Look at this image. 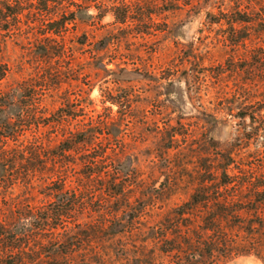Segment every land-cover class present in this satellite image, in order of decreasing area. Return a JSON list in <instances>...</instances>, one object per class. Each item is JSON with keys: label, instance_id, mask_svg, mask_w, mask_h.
Here are the masks:
<instances>
[{"label": "rangeland", "instance_id": "1", "mask_svg": "<svg viewBox=\"0 0 264 264\" xmlns=\"http://www.w3.org/2000/svg\"><path fill=\"white\" fill-rule=\"evenodd\" d=\"M137 5L145 17L125 24L111 13H81L60 58L44 55L46 42L35 39L26 21L21 37L0 43V64L12 66L3 85L48 84L49 110L71 114L56 131L43 128L50 148L67 139L68 128H88L83 123L92 121V130L102 132L65 159L67 187L84 202L72 216L71 233L59 228L56 245L31 226L28 264H70V250L74 264H175L163 238L171 237L176 211L187 208L211 218L199 222L210 234L219 230L208 246L214 257L201 264H264V223L255 216L258 210L264 220V205L248 191L235 203V175L246 179L245 172L264 166V0ZM102 150L109 158L94 167L89 156ZM105 167L108 176H90ZM193 194L198 203L192 205ZM54 200L40 187L0 186L8 222L15 220L14 203ZM24 216L28 221L19 218L18 226L33 221Z\"/></svg>", "mask_w": 264, "mask_h": 264}, {"label": "trees", "instance_id": "2", "mask_svg": "<svg viewBox=\"0 0 264 264\" xmlns=\"http://www.w3.org/2000/svg\"><path fill=\"white\" fill-rule=\"evenodd\" d=\"M118 1V5L110 6L106 0H0V43L7 38L21 37L25 33L24 30L29 28L33 30L36 40L46 42L44 55L60 58L66 52V35L71 30L70 24L76 23L78 16L83 12L91 18H103L111 13L115 22L121 24L130 19L141 20L145 17L142 8L137 5L142 0ZM93 7L98 10L97 14L90 13ZM25 21L27 28L24 29L22 25ZM79 43L85 44L86 41ZM10 73L12 66L9 63H1L0 186L7 190L22 184L28 191L40 187L55 199L41 206H34L30 201L22 205L19 202L14 203L12 212L15 214V220L11 222L1 216L4 212L0 210L1 264H28L25 254L31 249V226L34 231L40 230L49 234V240L56 245L60 241L59 228L71 233L72 226L69 224L73 223L72 216L84 202L76 197L75 190L67 187L70 165L65 163V159L75 146L92 144L94 140L96 142L102 132L92 130V121L83 123L88 128H68L63 134L67 135V139L54 145L55 148H50L49 146H53L52 139L45 136L43 128L52 125L53 130L48 131L54 132L64 122H68L71 114L63 107L55 111L49 110L45 104L46 97L51 92L48 84L22 79L3 85ZM106 123L107 121H101V124ZM96 152L88 159L94 167L109 158L106 151ZM107 169L105 167L91 172L90 176H108L111 172ZM245 174L248 177L246 179L235 175V203L241 202L248 191L255 197L253 199L258 205H264V166L260 171L252 169ZM70 191H73V198H66ZM195 199L196 194H193V200L187 203H198ZM189 209L192 208L176 211L171 237L165 235L163 238V243L169 244L165 251L177 258L175 264H201L206 257L212 259L214 249H209L208 246L220 237L219 230H213L210 234L211 228L207 224H199L202 220L210 223L211 218H202L200 214H194ZM256 211L255 216L264 223L262 214ZM25 212L26 215L30 213L33 216V221L31 225L25 223L18 226L19 218H27L24 216ZM213 221L218 219L213 218ZM65 257L70 264H74V251L65 252Z\"/></svg>", "mask_w": 264, "mask_h": 264}]
</instances>
